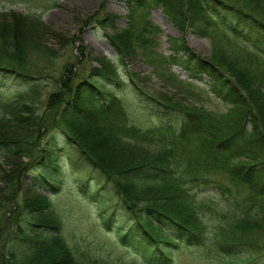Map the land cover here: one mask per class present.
<instances>
[{"label":"trees","instance_id":"16d2710c","mask_svg":"<svg viewBox=\"0 0 264 264\" xmlns=\"http://www.w3.org/2000/svg\"><path fill=\"white\" fill-rule=\"evenodd\" d=\"M125 1L130 6L129 23L123 34L108 35L109 40L119 54L134 53L136 48H143L149 54L160 29L144 14L138 18L135 16L148 0ZM152 1L162 4L180 30L189 25L193 31L210 37L215 45H249L251 50L245 57L251 65L254 59L258 61L260 56L264 57V15L261 17L255 12L257 8L264 13L261 0H184L186 12L181 18L182 24H178L173 15V9L182 3L181 0ZM252 1L256 8H250ZM4 14L11 16V26H20L17 37L13 27L9 35L16 43L23 24L43 22L36 14L14 10ZM169 40L174 64L188 71L191 77L206 74L209 90L231 107L223 113H216L165 94L159 97L161 101L135 85L144 108L154 110L156 116L165 122L161 127L142 130L131 121L121 99L98 85L107 75L96 71L88 79L82 70L80 80L67 86L63 102L59 103L60 96L50 100L53 113H56L52 124L48 125L50 135L40 141L39 147L31 148L25 142L31 133L30 120L34 125L40 121L39 127L44 128L46 122L42 117H30L27 122L20 116L25 109L30 111V99L23 91L0 102L3 114L10 115L2 119L15 122L10 132L5 131L7 138L0 139V153L11 166H16L12 157H19V152L28 156V162L18 166L15 172L17 177L23 174L31 180L29 190H32L26 191L25 197L20 199L19 184H13L10 195L5 193L7 187L3 190V199L9 206L3 213L8 230L2 225L1 230L5 232H1L8 249L13 248L14 256L8 253L9 257H3L0 252V264H98L96 259L84 263L74 256L63 238L61 219L51 210L49 197L38 194L35 189L39 185L52 194L60 190L62 176L57 172L59 164L55 160L64 151V145L75 150V160H70L72 166L80 163L87 167V171L81 174L85 183L93 181L98 193L109 194L130 210L131 223L116 230L117 237L123 245L138 250L146 264H166L171 258L169 245L176 246L180 242L186 246L201 244L207 231L196 192L192 191L195 188L214 186L220 194L227 195V200H245V205L226 223L230 234L223 229L221 236L215 238L216 244L217 241H228L234 245L237 244L235 241H245L256 232H264V92L258 76L251 77L246 68L228 58L230 55L217 58L218 52H214L213 59L208 61L184 38L177 36ZM10 57L7 60L0 58V86L7 78L35 85L38 78L17 68ZM112 62L106 58V63L114 67ZM164 77L171 82L175 79L170 71H166ZM171 116H174L172 121ZM146 142L151 143L152 152L143 147ZM25 145L31 148L30 152H25ZM33 169L38 170L30 171ZM217 175L225 177L227 182L217 179ZM105 210L98 211L103 226L112 223L114 215V209L107 216L103 214ZM33 213H41L37 221L33 220ZM251 263L243 259L227 262Z\"/></svg>","mask_w":264,"mask_h":264},{"label":"rangeland","instance_id":"374dc122","mask_svg":"<svg viewBox=\"0 0 264 264\" xmlns=\"http://www.w3.org/2000/svg\"><path fill=\"white\" fill-rule=\"evenodd\" d=\"M181 2L180 6L176 4L173 9L178 24H182L181 18L186 12L185 1L181 0ZM263 2L264 0H261L260 3ZM249 6L251 9L256 8L253 1ZM10 10L39 15L43 22L37 23L39 25L23 24L17 43L13 42L9 38L13 30L11 27L14 28L11 26L13 20L11 16L4 14ZM255 12L261 17L264 15L257 8ZM143 14L160 29L156 35V43L152 45L149 54L143 51V48H136V52L123 55L117 52L108 35L120 36L129 23L130 6L125 0H0V58L7 60L11 55L13 65L27 70L38 78L34 81L35 85L31 86H29L30 82H16L10 78L4 80V84L0 86V102L23 91L30 99L28 106L30 111L25 109L20 116L27 122L30 117L31 119L42 117L46 122L44 128L39 127L40 121L34 125L30 120L31 133L29 139L28 136L26 137L25 142H28L31 148L39 147L40 141L43 142L50 135L48 125L52 124V118L56 115L53 113L54 108L50 105V100L53 101L57 99L56 96H60L59 103L63 102L65 99L63 96L68 90L67 86L72 81L76 83L80 80L82 70L86 72L84 77L88 79L90 76L93 77L96 71H103L107 76L101 79L98 85L102 90L112 92L121 99L131 121L142 130L161 127L165 122L156 116L157 112L144 108L135 85L159 100H161L159 97L165 94L175 100L203 106L216 113L225 112L231 104L220 100L209 90L206 74L198 78L191 77L188 71L171 60L173 54L169 40L171 37L184 38L195 52L208 61L213 59L211 57L214 52H218L217 58L230 55L228 58L235 60L239 67L246 68L251 77L257 74L258 82L262 85L260 88L264 92V57L260 56L258 61L254 59L256 62L251 65V61L245 57L247 52L250 53L249 45L242 43L237 44L236 47H228L222 43L215 45L212 44L210 37L193 31L189 25L180 30L162 8V4H155L152 0H148L145 7L139 8L135 16L138 18ZM106 17L109 19L106 20ZM98 20L99 23L96 22ZM16 27L15 36L18 35L20 26ZM33 40L39 41L35 43ZM29 41L31 42L28 43ZM106 58L113 61L114 67L106 63ZM67 66H70L69 69ZM229 66L227 65L228 68ZM166 71L175 75L172 81L174 83L165 79ZM255 82L256 80H254L256 86ZM150 102L158 105L155 101L150 100ZM3 116L5 115L0 105L1 140L7 138L8 133L5 131L10 132L15 123L13 120H3ZM172 118L174 116H171V121ZM144 145L145 149L149 148L150 152L153 151L150 142ZM29 146L25 147V152H30ZM64 147V151H61L60 156L57 155L55 160L59 164L57 172L62 176L60 190L52 194L39 185L35 189L38 194L49 197L51 210L61 219L63 238L72 248L74 256L84 263L96 259L98 264H146L138 250L123 245L117 237V231L131 223L130 210L114 201L115 199L109 194L98 193L93 181L85 183L81 174L87 171V167L80 163L78 166H72L70 160L71 158L75 160V150L69 145ZM17 156L19 157H12L16 166H11L6 164L5 156L0 153V232H5L1 230V227L6 226L3 213L9 207L6 204L8 202H5L6 199H3V190L7 187L5 193L10 195L13 192V184H19L21 193L18 194V199L25 197L26 191L31 190H29L31 180L23 174L17 177L15 172L28 162V156H24L23 152H19ZM36 170L38 169L30 171ZM216 177L227 182L221 175ZM192 191L196 192L195 197L201 207V218L205 223L207 234L201 238V244L198 246H186L181 242L176 246L169 245L171 258L166 264H227L229 260L238 259L248 263L252 261L251 264H264V232H256L248 236L245 241H235L237 244L234 245L228 241L223 243L217 241L216 244L215 241V238L224 232L222 230L226 229L228 219L245 205V200L243 198L227 200V195L220 194L214 186L195 188ZM10 199L12 200L11 197ZM102 208L106 209L103 211L105 216L114 209L112 223L109 222L106 226L101 223L104 221L98 212ZM39 214L41 213H33L31 215L33 220L37 221ZM6 227L4 229L8 230V226ZM2 232L0 252L3 257H9L8 253L14 256L13 248L8 249L9 246L7 247L3 240ZM226 234H230L227 229ZM233 235L232 232L231 237ZM231 237L227 238L232 239Z\"/></svg>","mask_w":264,"mask_h":264},{"label":"bare ground","instance_id":"6f19581e","mask_svg":"<svg viewBox=\"0 0 264 264\" xmlns=\"http://www.w3.org/2000/svg\"><path fill=\"white\" fill-rule=\"evenodd\" d=\"M192 44V43H191ZM195 45V44H194Z\"/></svg>","mask_w":264,"mask_h":264}]
</instances>
